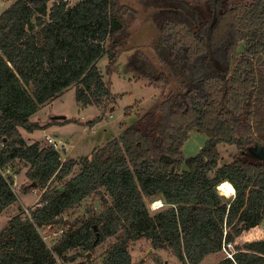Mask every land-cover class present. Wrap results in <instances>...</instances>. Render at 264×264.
<instances>
[{
	"label": "trees",
	"instance_id": "16d2710c",
	"mask_svg": "<svg viewBox=\"0 0 264 264\" xmlns=\"http://www.w3.org/2000/svg\"><path fill=\"white\" fill-rule=\"evenodd\" d=\"M208 1V19L186 0L142 1L154 9L167 56L180 60L185 78L164 60L166 74L151 67L162 74L150 84L173 83L172 89L121 137L65 159L43 140L28 143L22 131L47 128L30 117L72 86L82 107L113 102L98 61L107 55V73L118 69L130 48L129 20L138 12L121 0H15L0 14V216L19 199L13 175L4 173L16 161L42 189L29 213H16L0 231V264L77 261L114 236L100 264H133L129 244L143 238L170 249L182 264H200L264 221V0L226 8L222 0ZM193 131L207 142L185 158ZM220 144L237 148L230 162L220 164ZM76 166L80 172L71 176ZM224 181L235 190L231 197L219 189ZM92 195L105 207L89 209L88 219L49 245L41 228L60 224ZM160 198L165 207L152 213L148 201ZM215 264H264V238L237 245L233 257Z\"/></svg>",
	"mask_w": 264,
	"mask_h": 264
},
{
	"label": "rangeland",
	"instance_id": "374dc122",
	"mask_svg": "<svg viewBox=\"0 0 264 264\" xmlns=\"http://www.w3.org/2000/svg\"><path fill=\"white\" fill-rule=\"evenodd\" d=\"M15 0H0V14ZM71 4L77 3L79 0H68ZM123 3L133 7L138 16L129 20V38L127 46L130 48L123 51L118 60V69L112 73H107L108 56L104 55L98 61V66L102 71L106 81L110 82L111 91L115 99L111 104L102 109L96 104H91L86 107L79 105L76 99V86H72L64 93L60 94L54 101L43 105L40 108V122L49 124L46 131L35 132V138L44 137L43 141L47 143L46 136L51 135L56 138L57 142L62 145L61 155L65 158H79L84 155H89L94 148L103 146L109 139L121 137L123 129L126 126L135 122L138 117L151 110L174 86L173 83L164 87L151 85L152 77L161 73L157 70L155 73L151 67L156 66L164 69V62L173 68L175 75L178 77L180 60L178 63L175 60H169L165 48V40L160 35L158 28L152 21L151 12L154 9H148L144 6L143 0H121ZM192 5L197 6L208 19L212 13L211 4L208 0H186ZM254 0H222V8L244 4ZM53 2H50L52 4ZM243 49V43L240 50ZM183 63V60H182ZM180 64V65H179ZM164 71V72H165ZM165 72V74H166ZM155 73V74H154ZM162 74V73H161ZM160 74V75H161ZM174 75V73H173ZM180 79L183 75H180ZM172 79V77L170 76ZM176 78V77H175ZM176 84H177V80ZM131 108V111H130ZM129 111V115H126ZM68 116V118L54 119L53 116ZM42 118H41V117ZM101 116L100 119L91 125V121ZM68 119V120H66ZM38 120V119H37ZM39 122V123H40ZM41 130V129H40ZM25 136L26 132L25 130ZM207 136L197 131H193L188 140L184 144L185 158L196 155L206 144ZM66 148L64 151L63 148ZM222 158L220 164L230 162L233 156L237 153V148L229 144H220L219 146ZM186 166V164H184ZM28 167L22 161H16L12 170L5 169L7 176L13 175L14 181L22 184L16 190L18 201L6 208L0 216V231L7 225L9 219L25 208L38 203L42 189L34 186L33 181L28 182L26 171ZM80 172V167L76 166L72 175L75 176ZM63 182H56L54 185H61ZM221 191L226 197H231L234 194L228 195L224 188ZM106 195V200L111 202L109 196ZM158 199L148 201L150 211L153 213L154 202ZM106 203L99 195H92L85 199L82 203L75 205L69 209L62 217L60 224H55L53 230H48L47 227L41 228L42 235L46 236V241L49 245H53L57 237L52 234V231L58 230L61 227L68 228L71 224L80 223L90 216L94 210L95 213L100 212ZM264 238V221L256 227L243 231L234 241V249L236 246L243 245L247 241ZM116 240V237H110L105 242L100 244L94 251L87 252L85 256L80 257L77 261H65L58 258L56 264H77L78 261L84 263L93 259L92 264H100L102 255L108 247ZM129 249L133 257V264H182L180 260L172 253L170 249H155L146 239L132 241L129 244ZM75 250L69 252L70 255L75 254ZM90 254V256H88ZM227 253L222 250L217 253L206 256L200 264H215L221 260Z\"/></svg>",
	"mask_w": 264,
	"mask_h": 264
},
{
	"label": "built area",
	"instance_id": "2783aa9c",
	"mask_svg": "<svg viewBox=\"0 0 264 264\" xmlns=\"http://www.w3.org/2000/svg\"><path fill=\"white\" fill-rule=\"evenodd\" d=\"M46 140H47V144L53 146L55 149H57V150H61V149H62V145H60V144L57 142V140H56L55 137H53V136H51V135H47V136H46ZM7 170L10 171V170H12V169L9 167ZM4 173H5V172H4ZM27 181H28V182H31V179L28 178ZM21 185H22V184L17 183L16 181H14L13 184H12V187H13L14 191L16 192V190L19 189V188L21 187ZM16 193H17V192H16ZM165 205H166V203H165L163 200L158 199V200H156V201L154 202V204H153L154 207H153V208H154V210H159V209L165 207ZM25 211H26L27 213H29V209H28V208H25ZM54 226H55V225H48V226H45V227H47L48 230L51 231V230H53ZM45 227H42V228H45ZM66 229H67L66 227H61V228L58 229V230H54V231H52V234H53L54 236H56L57 239H58V238H60V236L65 232ZM43 237H44V239L46 240V236L43 235ZM233 249H234V243H233V242H225V243H224L223 250L227 253L226 256H228V257H233V254H234V252H235V251H233Z\"/></svg>",
	"mask_w": 264,
	"mask_h": 264
},
{
	"label": "crops",
	"instance_id": "0c3cea01",
	"mask_svg": "<svg viewBox=\"0 0 264 264\" xmlns=\"http://www.w3.org/2000/svg\"><path fill=\"white\" fill-rule=\"evenodd\" d=\"M48 103H50V102H48ZM48 103H46V104H48ZM45 104V105H46ZM39 111H40V109L35 113V114H33L31 117H30V119L32 120V121H38V122H40V120H39V117H37L38 116V114H39ZM57 116V115H56ZM56 116H53V118L55 119V117ZM41 117V116H40ZM42 118V117H41ZM66 118H68V116L66 115ZM38 119V120H37ZM41 124H47V123H44V122H40ZM47 130V128H45V129H41V130H36V131H34V132H28V131H26V132H28V133H26V135L27 136H25V134H24V131H22L23 132V135H24V137H25V139H26V141L28 142V143H31V142H33V141H36V140H43L44 138H45V136L44 137H40V138H38V139H36L35 138V132H38V131H46ZM64 149H65V151H66V148L64 147ZM64 159H65V157H63ZM161 199V198H160ZM161 200H163V199H161Z\"/></svg>",
	"mask_w": 264,
	"mask_h": 264
},
{
	"label": "bare ground",
	"instance_id": "6f19581e",
	"mask_svg": "<svg viewBox=\"0 0 264 264\" xmlns=\"http://www.w3.org/2000/svg\"><path fill=\"white\" fill-rule=\"evenodd\" d=\"M220 189L224 188L228 195L234 194L235 190L228 181H224L219 185Z\"/></svg>",
	"mask_w": 264,
	"mask_h": 264
},
{
	"label": "water",
	"instance_id": "95a60500",
	"mask_svg": "<svg viewBox=\"0 0 264 264\" xmlns=\"http://www.w3.org/2000/svg\"><path fill=\"white\" fill-rule=\"evenodd\" d=\"M56 119H61V118H66V116H59V115H57L56 117H55ZM64 149V148H63ZM64 151H65V149H64ZM36 185V183H34V186ZM62 189H64V188H62ZM219 189H220V187H219ZM95 228H97V226H95ZM90 254L91 253H89V255L88 256H90Z\"/></svg>",
	"mask_w": 264,
	"mask_h": 264
}]
</instances>
